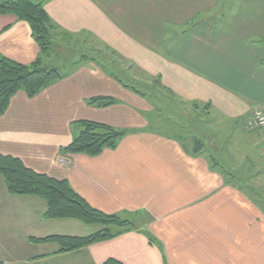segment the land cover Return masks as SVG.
Listing matches in <instances>:
<instances>
[{
    "label": "crops",
    "instance_id": "crops-1",
    "mask_svg": "<svg viewBox=\"0 0 264 264\" xmlns=\"http://www.w3.org/2000/svg\"><path fill=\"white\" fill-rule=\"evenodd\" d=\"M32 1L51 28L42 63L62 79L31 99L23 90L11 98L0 117V155L66 181L130 228L59 253L32 239L85 237L101 227L46 220L43 200L9 195L0 177V212L17 229L1 239L0 263L264 264V207L256 191L232 181L241 164L264 180V131L245 129L251 109H264V0ZM0 56L23 66L40 57L29 25L11 14H0ZM126 68L161 86L167 100L191 105L195 134L153 129L161 112L123 87ZM93 98L116 104L89 106ZM79 121L127 135L95 157L63 154ZM196 140L203 148L194 154Z\"/></svg>",
    "mask_w": 264,
    "mask_h": 264
},
{
    "label": "trees",
    "instance_id": "trees-1",
    "mask_svg": "<svg viewBox=\"0 0 264 264\" xmlns=\"http://www.w3.org/2000/svg\"><path fill=\"white\" fill-rule=\"evenodd\" d=\"M0 14L14 15L17 21L27 23L32 36L39 46L40 57L30 66H23L0 56V117L9 107L11 98L23 90L29 99L35 97L48 86L62 79L58 70L43 65L42 58L51 50V28L45 11L40 4L32 0H0ZM123 87L143 96L134 87L121 83ZM89 106L106 108L116 104L111 98H93L87 101ZM71 143L62 149L63 154H82L95 157L104 149L114 150L127 135L124 130L107 125L79 121L72 124ZM203 148L200 141H194L193 152ZM0 177L7 193L12 196H29L45 202L46 220H76L86 226H99L101 229L85 237L49 236L44 239H32L34 243H53L59 247V253L72 252L112 239L122 230H128L130 224L116 216L106 215L91 208L79 197L66 181H59L36 173L24 166L21 160L0 155ZM116 232L114 233L113 231ZM2 264V263H0ZM104 264H121L110 259Z\"/></svg>",
    "mask_w": 264,
    "mask_h": 264
},
{
    "label": "rangeland",
    "instance_id": "rangeland-1",
    "mask_svg": "<svg viewBox=\"0 0 264 264\" xmlns=\"http://www.w3.org/2000/svg\"><path fill=\"white\" fill-rule=\"evenodd\" d=\"M122 80L130 87H134L138 90L143 96H149L152 101L155 103L156 108L161 112V116L154 121L152 128L160 130L165 134H172L182 138L188 137L194 132H190V129L194 128L193 118H191L190 110H193L191 105L186 106L185 104L179 103L177 101L167 100L165 93L162 91L161 86H158L156 83H153L149 78L133 77V74L130 69H123ZM127 71V72H126ZM126 73V74H125ZM126 77V78H125ZM165 94V95H164ZM167 96V95H166ZM193 114V113H192ZM197 117V116H195ZM163 122L166 126L163 125ZM168 127H172L173 132L167 130ZM159 128V129H158ZM200 134V133H198ZM208 142H205L207 146H210V138L208 137ZM244 159L245 155H244ZM249 159V158H248ZM246 164V163H245ZM228 168L231 170V164L228 163ZM247 165H235L236 174L233 177V183L239 185L243 188L244 191H256L253 193V197L264 207V180L262 179H253L251 178L252 174L247 173ZM250 177V178H249ZM28 212V211H27ZM27 212H23L26 214ZM3 212H0V241L3 239L5 234L9 236L14 232L16 234V228H9L8 223L9 219L6 216H3ZM18 227V225H16ZM19 228V227H18ZM21 229V228H20ZM64 234H68L64 231ZM4 257L3 246L0 245V258Z\"/></svg>",
    "mask_w": 264,
    "mask_h": 264
},
{
    "label": "built area",
    "instance_id": "built-area-1",
    "mask_svg": "<svg viewBox=\"0 0 264 264\" xmlns=\"http://www.w3.org/2000/svg\"><path fill=\"white\" fill-rule=\"evenodd\" d=\"M245 129L248 132L264 131V109H251L250 117L245 123Z\"/></svg>",
    "mask_w": 264,
    "mask_h": 264
}]
</instances>
